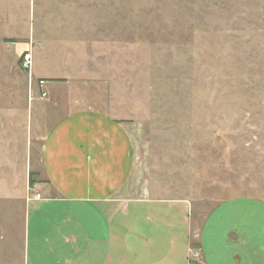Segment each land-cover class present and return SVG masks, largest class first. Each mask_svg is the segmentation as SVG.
Segmentation results:
<instances>
[{
  "label": "rangeland",
  "instance_id": "obj_1",
  "mask_svg": "<svg viewBox=\"0 0 264 264\" xmlns=\"http://www.w3.org/2000/svg\"><path fill=\"white\" fill-rule=\"evenodd\" d=\"M77 111L141 125L150 196L190 205L189 253L170 205L27 202ZM202 230L211 264H264V0H0V264H204Z\"/></svg>",
  "mask_w": 264,
  "mask_h": 264
},
{
  "label": "crops",
  "instance_id": "obj_2",
  "mask_svg": "<svg viewBox=\"0 0 264 264\" xmlns=\"http://www.w3.org/2000/svg\"><path fill=\"white\" fill-rule=\"evenodd\" d=\"M32 48L30 43H25L19 45L17 51L31 54ZM33 69L32 59L31 78L32 75L42 77L39 73L35 75ZM144 150L142 128L138 123L116 120L98 111L67 114L54 124L41 145L40 170L45 185L41 188L42 199L30 198L27 202L51 200L105 219L120 210L126 213L130 206L134 209L137 205H170L179 218H187L186 253H189L194 236L190 205L182 200L164 201L150 196L146 166L141 158ZM202 233L203 230L197 237L204 254ZM241 241L244 242L243 238ZM209 252L214 256L215 251ZM203 256V263L211 264L206 255ZM106 264H113V260H106Z\"/></svg>",
  "mask_w": 264,
  "mask_h": 264
},
{
  "label": "built area",
  "instance_id": "obj_3",
  "mask_svg": "<svg viewBox=\"0 0 264 264\" xmlns=\"http://www.w3.org/2000/svg\"><path fill=\"white\" fill-rule=\"evenodd\" d=\"M20 67L24 72H27L28 76H29V81L30 84L32 83V78H31V67H32V57L31 54L29 52H25L21 55L20 58ZM36 87L39 88V95L41 99H45L47 97V92L44 91V86L46 85V82L44 80H39L36 83ZM34 201H39L41 200V195L40 193L35 192L32 197H31Z\"/></svg>",
  "mask_w": 264,
  "mask_h": 264
}]
</instances>
